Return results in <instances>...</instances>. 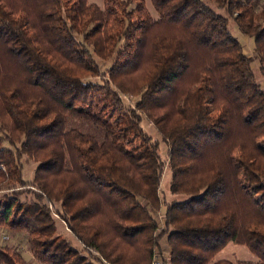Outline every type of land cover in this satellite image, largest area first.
Masks as SVG:
<instances>
[{"label":"trees","instance_id":"obj_1","mask_svg":"<svg viewBox=\"0 0 264 264\" xmlns=\"http://www.w3.org/2000/svg\"><path fill=\"white\" fill-rule=\"evenodd\" d=\"M102 4L0 0V189L11 190L0 226L25 233L43 264H233L214 259L229 243L256 258L235 264H264V90L253 69L264 78V0H149L155 17L145 0ZM229 21L253 39L250 56ZM193 51L202 66L182 84ZM23 156L37 164L32 185ZM164 167L184 200L160 192ZM24 192L34 199L19 201ZM45 200L81 250L57 235ZM0 264L27 263L0 246Z\"/></svg>","mask_w":264,"mask_h":264},{"label":"rangeland","instance_id":"obj_2","mask_svg":"<svg viewBox=\"0 0 264 264\" xmlns=\"http://www.w3.org/2000/svg\"><path fill=\"white\" fill-rule=\"evenodd\" d=\"M88 4L96 5L99 8H103L102 0H87ZM147 9L149 10L150 14L155 17L153 10L150 7L149 0H145ZM212 5L211 3H209ZM229 29L232 32L233 35L239 38V40L243 44V53L245 55L250 56L253 52V39H250L242 34H239L236 28L233 25L232 21H229ZM202 59L203 55L199 52H194L191 55V69L186 74V76L182 79V84L187 82H194L196 79L195 77L198 76L199 67L202 66ZM99 66H102L104 63L101 61L96 60ZM102 67V71L106 68ZM253 69L255 71V74L257 75V79L259 84L261 85V88L264 90V78L260 77L257 70V65L253 64ZM135 81L134 85L139 84L142 77L137 76V74L134 76ZM97 81V79H94ZM185 87V86H183ZM138 100V97L126 95L124 96V101L130 105H133ZM141 125L143 130L146 134H148L153 141H156L159 144V154L161 159L166 163V154H167V148L165 145L160 141V135L158 134L157 130L155 129L153 123L151 120L147 119L145 116L142 117ZM67 126L69 129H77L78 131L86 134H91L95 136L96 138L101 137V131L96 126L87 123L85 121L79 120V119H72L68 118L67 120ZM3 148L11 149L6 143L2 145ZM22 165V179L27 185H32L34 171L37 166V164L34 161H30L27 159L26 156H23V159L21 161ZM165 168V167H164ZM170 181V171L168 167L164 169L163 175H162V182L160 186V192L163 194L167 202L176 201V200H184L185 198L182 196H174L169 194L168 192V185ZM9 190H3L0 189V196L8 193ZM11 191V190H10ZM9 191V192H10ZM19 201H30L33 200V196L31 192H24L22 195L18 197ZM45 203L49 206V209L52 212V216L55 220L56 225V232L58 236H61L65 238L69 243H71L73 246L81 250L80 246L78 245V242L73 238L72 235H70L69 231L65 227L64 223L59 219L57 215H55L56 211L59 209V204L56 203H49L45 200ZM161 214H157L156 217L159 219ZM0 232L6 234L9 237V240L5 243L0 242V246H7L10 251L17 252L21 255V258L23 261H25L27 264H43L39 262L35 257L30 249V246L27 243V236L25 233L22 232H16L12 231L6 227L0 226ZM164 247V246H162ZM155 257V256H154ZM157 257V256H156ZM216 260H229L233 264H235L238 261H256V258L243 246L237 245L235 243H229L219 254L215 256ZM153 260V259H152ZM152 263V262H151Z\"/></svg>","mask_w":264,"mask_h":264},{"label":"built area","instance_id":"obj_3","mask_svg":"<svg viewBox=\"0 0 264 264\" xmlns=\"http://www.w3.org/2000/svg\"><path fill=\"white\" fill-rule=\"evenodd\" d=\"M8 240H9V237H8L6 234L0 232V242H1V243H5V242H7ZM151 264H161V260H160L158 257L155 256V257L153 258Z\"/></svg>","mask_w":264,"mask_h":264}]
</instances>
